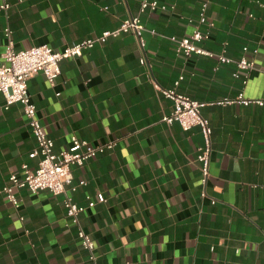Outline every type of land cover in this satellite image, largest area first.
<instances>
[{
    "label": "crops",
    "instance_id": "crops-1",
    "mask_svg": "<svg viewBox=\"0 0 264 264\" xmlns=\"http://www.w3.org/2000/svg\"><path fill=\"white\" fill-rule=\"evenodd\" d=\"M159 1L174 9L141 15L144 50L125 33L64 59L55 86L43 73L28 81L56 151L68 149L74 135L92 146L116 143L73 167L77 190L69 192L86 207L81 225L99 264H264V105L216 103L241 93L264 99V0H209L214 26L201 45L235 59H250L257 48L249 73L234 62L177 53L170 36H188L194 25L188 19L197 21L206 0ZM3 2L10 7L0 10V57L7 27L17 50L42 44L63 50L118 27L139 13L141 0ZM180 76L179 93L208 103L202 108L213 130L207 197L197 160L201 129L164 121L173 101L155 85L172 89ZM35 147L22 104L6 109L0 92V187L11 172L38 166ZM81 180L87 184L79 186ZM16 193L19 207L0 192V264H91L67 217L65 194ZM91 200L96 204L88 207Z\"/></svg>",
    "mask_w": 264,
    "mask_h": 264
},
{
    "label": "built area",
    "instance_id": "built-area-1",
    "mask_svg": "<svg viewBox=\"0 0 264 264\" xmlns=\"http://www.w3.org/2000/svg\"><path fill=\"white\" fill-rule=\"evenodd\" d=\"M209 0L201 3L197 21L188 19L193 23L192 32L185 37L170 36L171 41L175 44L178 54L190 56L199 54L215 58L218 64L236 63L238 68L249 73L255 69V56L258 49H253L252 58L242 56L238 59L226 55L224 52L216 53L212 50L204 48L201 43L208 38L209 30L214 26L212 21L208 19ZM10 4L3 2L0 4V10L9 9ZM107 9V7H105ZM173 10L174 6L168 7L159 0H141L140 10L136 15L121 22V24L110 30L103 31L101 34L84 39L78 43L66 46L63 50H55L48 44L33 46L26 50H17L13 40V31L7 27L5 36L7 45L4 53L0 57V92L5 99V108L11 104L21 103L27 123L32 129L36 139V147L33 155L39 157L38 166L35 169L23 166L22 175L11 172L8 183L0 187V192L4 193L7 199L15 206H20V199L16 193L17 190L26 189L32 194H38L41 191H49L54 195L65 194L64 206L66 208L67 217L71 223L78 227V237L84 249L89 253L91 264H99L95 254V243L89 233H87L81 225V214L86 210L85 206L78 204L71 195V192L77 190V186L73 185L74 172L73 167L83 166L86 161L93 158L97 153L106 149H112L116 143L110 141L101 146H92L87 140L80 139L76 135L72 136V144L68 149L60 151L55 150V143L49 137L45 126L42 124L38 116L36 104L33 102L28 88V81L38 73H43L51 86L56 85V81L61 74V62L67 58H75L83 55L87 49L93 48L96 44H105L110 38H117L125 33H133L139 42L141 49L144 50L145 39L144 31L146 26L142 21L141 15L146 12L168 11ZM156 33L155 30L151 31ZM244 52H248L249 48L245 46ZM141 63L148 64L145 57L140 59ZM217 68V66L215 67ZM236 77L238 73L234 74ZM247 78V77H246ZM183 76L175 82L172 89H162L155 82L156 87L173 101L174 109L170 115L164 116L163 120L168 123L179 122L185 131L197 126L201 129L204 143L199 147L197 160L200 162L202 171V197H207L206 186L209 181L211 172V155L212 147V126L210 121L202 114V108L208 103L200 102L190 98L187 95L177 91V87ZM244 84L247 79H244ZM240 103L242 105H264V99H251L241 93L237 99H224L217 101V104ZM85 180L79 182V186L86 185ZM106 199L101 197L99 202H105ZM211 203H216L215 198H211ZM94 200L89 201L88 207L95 206Z\"/></svg>",
    "mask_w": 264,
    "mask_h": 264
}]
</instances>
